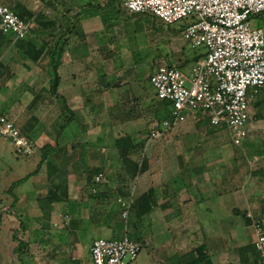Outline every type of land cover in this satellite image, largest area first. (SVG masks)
Masks as SVG:
<instances>
[{
    "label": "crops",
    "instance_id": "crops-1",
    "mask_svg": "<svg viewBox=\"0 0 264 264\" xmlns=\"http://www.w3.org/2000/svg\"><path fill=\"white\" fill-rule=\"evenodd\" d=\"M0 2L31 22L24 46L13 43L6 48L11 47L9 53H13L10 62H20V57L24 69L20 68L19 72L33 80V83H17L14 71L2 59L5 65L0 74V112L17 121L13 103L19 91L45 97L39 101L35 115L29 117L25 112L19 115L25 117L27 127L33 131L36 127L48 128L42 123L44 116L58 130L51 136L46 130L34 136L26 133L37 142L39 149L35 154L40 152L42 159L48 152L46 146H52L42 167L49 164L56 171L52 175L54 179L57 174L62 175L52 189L63 199L54 201L50 207L54 231L60 232L55 243L58 251H68L73 264H93L90 246L96 238H121L128 233L143 245L132 264H184V256L201 247L212 264H263L254 244V220L246 213L250 211L254 219L264 218V141L258 142V136H253L264 121V88L250 101L251 118L241 145L233 143L230 135L225 136V132L229 134L226 127L212 125L202 114L190 115L187 121L167 130L158 139L149 138L152 122L148 124V137L140 139L144 132L143 120L139 118L141 105H136L135 120L126 123V127L136 128L127 135L120 120L124 100L122 86L117 81L123 80L122 71L129 68L123 69L116 55L123 53V38L127 34L135 40V50H139V30L132 23L136 15H129L120 0ZM255 18L258 27L264 29V15ZM28 42L32 43L27 47ZM29 49L43 52L31 56ZM52 51L53 56L48 54ZM131 54L132 50L125 54V64ZM191 56L194 59L191 63L189 57L186 61L161 62L150 75L162 63L176 65L189 74L203 52ZM54 64L59 78L56 91L52 89ZM132 71L136 73L133 80L139 83L135 90L138 102L145 103L154 113L160 108L166 112L158 120L169 117L171 103L157 98L150 75ZM4 77H10L7 86L3 85ZM81 136L83 147L72 141ZM127 136L139 148L140 143L145 144L142 160L139 148L129 154L120 152L117 140ZM125 157L139 165L145 160V169L130 178L131 169L126 167ZM90 170L92 180H89ZM100 172H104L105 181L96 184ZM90 181L93 183L89 184ZM30 185L31 179L17 184L12 206L21 208ZM95 186L98 191L94 193ZM132 190L135 207L128 219L130 229L123 231L117 198ZM7 216L12 222L11 215Z\"/></svg>",
    "mask_w": 264,
    "mask_h": 264
},
{
    "label": "built area",
    "instance_id": "built-area-1",
    "mask_svg": "<svg viewBox=\"0 0 264 264\" xmlns=\"http://www.w3.org/2000/svg\"><path fill=\"white\" fill-rule=\"evenodd\" d=\"M131 14H151L168 24L181 22L184 40L203 56L186 74L176 65L162 63L149 81L161 101L171 103L169 117L149 128V138L158 139L190 115L202 114L212 125L227 128L230 138L241 145L251 118L250 101L264 88V29L252 18L264 13V0H120ZM0 31L17 40L26 39L31 22L10 5L0 2ZM0 133L16 151L32 156L37 142L26 135L16 120L0 112ZM105 181L104 172L95 178ZM94 192L98 187H94ZM121 216L128 220L135 194L118 196ZM254 244L264 264V218L254 219ZM142 243L128 233L121 238H96L90 246L93 264H132Z\"/></svg>",
    "mask_w": 264,
    "mask_h": 264
},
{
    "label": "rangeland",
    "instance_id": "rangeland-1",
    "mask_svg": "<svg viewBox=\"0 0 264 264\" xmlns=\"http://www.w3.org/2000/svg\"><path fill=\"white\" fill-rule=\"evenodd\" d=\"M129 15H131V13ZM135 15L136 18L134 17L132 19V23L136 24V27L139 30V50H135V40L132 41L129 37H127L128 34L124 36V47H122L121 50L123 53L117 54L116 56L121 59V67L123 69L124 67L129 69L124 70V72L122 71L123 80L117 82L122 86V100H124L122 103L124 110L122 111V116L120 118L125 126V128H123V132L128 135L129 133H133L135 131V127H126V123L131 124V122L135 120L133 118L135 117L138 110V108L135 109L136 105H141L140 107L142 115L139 118L143 120V128L141 129L144 132L140 135V139L144 140L148 137L147 129L149 125L152 122H154L153 124L160 122L161 120L158 119L161 116L166 115V112L162 111L160 108L158 112L154 113V111L151 109L148 110V106L145 103L144 105L138 102L139 98H137L135 90L137 91V87L139 86L137 84L139 83H137L136 80H133L136 73L133 71L131 72V70H136V72L140 74L144 73V76H148L150 75V71L161 62L174 63L177 61H186V59H188L187 57H189V63H191L194 60L191 55L198 54V52L200 53L201 51L203 52L204 48L196 50L184 40L181 22L172 24L170 26L165 25L161 29L159 25H161L163 21H161L159 18L154 17L151 14H133L131 16ZM252 24L255 27L259 26V22H257L256 18H252ZM10 38L13 39L14 43L17 42V39L12 37V35H10ZM10 48L11 47H5L4 49L0 48V58L6 60L5 63L9 65L11 70L14 71L13 78H15V81L17 83L19 82V84L33 83L32 79L27 78L21 72H19L20 68L24 69V67L21 66L22 59L20 57V62H10L13 55V53H9ZM128 50H132V54L130 55L127 64H125L124 61L127 59L125 54ZM17 70L18 74L15 73ZM108 71L110 72L111 70ZM9 78L10 77L3 78L4 86H7ZM5 92H7V89ZM5 95L7 96L8 93ZM10 97L12 96L10 95L6 98ZM16 97L17 101L13 103V108L16 111L13 110V112L16 113L15 117L17 118V125L20 126V128L22 127L21 129L23 131H25L28 135L30 134L33 136L35 133H40L44 130L49 132V136L56 134L58 131L57 128L48 122L47 118H44L45 116L42 119V123L48 125V128L46 127L45 129H41V127H36L33 131V129L27 127L26 121H24L25 117H22L23 115H19L22 112L28 113L29 117L35 115L34 113L38 112L39 109V101L46 99L45 97H35L31 93L25 94L22 91H19ZM33 100H35V102ZM154 105H156V102ZM56 113L58 115L60 111L57 110ZM49 115L52 117L53 113L50 112ZM91 119L93 121V115H91ZM209 125L211 126V124ZM225 136L228 137L229 134L225 132ZM253 136H258V142L261 139L264 141V121L260 127H258V130L254 131ZM82 140L84 141L83 136L76 137L72 141L75 143L79 142L78 145L83 147L80 145ZM140 145L141 147L138 149V153L140 154V160H142L144 155L143 153L145 151L143 149L145 144L140 143ZM263 145L264 144H262V146ZM4 147L5 149L2 151V148ZM34 154L32 156H24L19 154L14 148L13 144L0 133V264H13L15 262L18 263L17 256L13 253V248L18 244V241L14 240L12 232L15 229H18L22 222L23 226L21 229H19L17 238L24 240L28 244L27 251L23 256V264H73L68 251H58L55 248V243L60 236V232H56V230L54 231L56 228H53L54 225L52 224L50 216V207L53 202L50 205H44V202H42L44 195L47 194L50 188L56 186L54 182H57L58 177L62 178V175L59 176L57 174L54 179L52 177L56 171H54L53 168L49 166V164L44 165V167L41 165L39 168L41 171L38 172H41L40 174L35 173L27 178L29 180L31 179V185L28 186V190L25 191L26 195H28L27 197L26 195L24 196V193H22L25 200H22L20 203V205H22L21 208L20 206L19 208L12 206V201L14 199L13 193L18 191V186L16 185L13 187L12 194H10L11 192L9 191V188L13 185V182L24 178V176L30 173H34V171L38 168L39 161L42 160V156H40V152H38L37 155ZM30 200L32 201L31 203ZM46 211H48V213H46ZM64 213H67V211L64 210ZM8 214L11 215V218H9L12 219V222H9L7 216ZM64 215L65 214L62 215L63 218ZM39 220L43 222V225L41 222H39ZM121 224L123 231H128L130 229L128 220L126 221L122 219ZM146 252L147 249L144 248L143 253Z\"/></svg>",
    "mask_w": 264,
    "mask_h": 264
},
{
    "label": "trees",
    "instance_id": "trees-1",
    "mask_svg": "<svg viewBox=\"0 0 264 264\" xmlns=\"http://www.w3.org/2000/svg\"><path fill=\"white\" fill-rule=\"evenodd\" d=\"M264 14V13H262ZM260 14V15H262ZM154 16V15H152ZM156 17V16H154ZM158 18V17H157ZM165 25H168L170 26L171 24H168V23H165L163 22L161 25H159L161 27V29L163 28V26ZM160 29V28H158ZM10 35V34H9ZM13 37V36H12ZM24 39L22 40H17L16 43H14L13 39L10 38V36H8V34H4L0 31V48L1 49H4L8 44H11L13 45L16 44L17 46H24V43L25 41H23ZM32 42H28L27 43V47L29 44H31ZM42 50H30L29 49V55L31 56H35V55H41L42 54ZM48 54H51V56L54 55V52L52 51L51 53H48ZM1 56V54H0ZM5 63L3 62V60L0 58V74L2 73V67H4ZM54 69H55V78H54V81L52 82V89L53 90H57V87H58V83H59V78L57 76V73H56V68H57V65H53ZM7 68V67H6ZM65 101V99H63ZM74 112H72V115L75 116V113L73 114ZM23 131V130H22ZM25 134L26 132L23 131ZM132 139L129 138V136L127 137H124V138H120L119 140H117V145L119 147V150L120 152L122 153H126V154H129L130 151H133L135 149H138L139 148V144L137 145H134V143L131 141ZM135 148V149H134ZM49 150H53L52 149V146L50 145H47L46 146V151L49 152ZM44 153V158L42 159L41 163L38 165V168L36 169V171L34 173H37L39 171V168L41 167V165L43 164L45 158L48 156L47 153ZM124 162H125V165L126 167L129 169H131V175H130V178L132 177H135V175L137 174V172H141L145 169V165L143 166V164L145 163V160L143 161V163H141L140 165L137 163H132L133 161L130 160L128 157H125L124 159ZM132 163V164H130ZM133 165V166H131ZM133 169V170H132ZM89 180L91 179L92 180V177H93V173H91V170L89 171ZM33 173H30L28 175H26L24 178L16 181L13 183V185L9 188L10 191L13 190V187H15L17 184H19L20 182L26 180L27 178H29L30 176H32ZM93 183V181L89 182V184ZM94 186V185H93ZM94 189V187H92ZM92 189V190H93ZM64 191V189H63ZM67 191H64V193L66 194ZM94 192V190H93ZM63 193V192H62ZM95 193V192H94ZM63 199V196L62 195H58L57 191L50 188V190L47 192V194L44 196L42 202H44V205H50L52 202L54 201H61ZM135 205V204H134ZM135 207V206H134ZM133 207V208H134ZM123 219V218H122ZM23 226V223H21L20 227L18 229H15L13 232H12V236L14 238V240H17L18 241V244L13 248V253L17 256V259H18V263H13V264H23V256H24V253L27 251V248H28V244L22 240V239H19L17 238V234L19 232V229H21ZM184 264H212L211 260L209 259V257L206 255V253L204 252V249L201 247V248H198L196 250V252H192V253H188L184 256Z\"/></svg>",
    "mask_w": 264,
    "mask_h": 264
}]
</instances>
